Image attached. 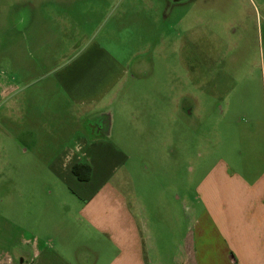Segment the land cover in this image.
Listing matches in <instances>:
<instances>
[{"label":"crops","instance_id":"obj_1","mask_svg":"<svg viewBox=\"0 0 264 264\" xmlns=\"http://www.w3.org/2000/svg\"><path fill=\"white\" fill-rule=\"evenodd\" d=\"M151 1L94 4L101 10L120 9L115 17L131 29L139 3L143 11H153ZM186 1L167 0L178 7ZM183 21L185 15L178 25ZM92 22L84 18L76 33L82 44L72 41L71 55L42 76L41 85L17 92L8 79L0 82V264H264V124L256 128L259 115L237 97L232 105H217L224 97L215 84L204 81L201 61L186 60L185 30L172 48L182 77L171 78L165 60L156 77L149 58L128 59L120 45H107L108 33ZM166 38L162 42L170 40L169 34ZM166 44L163 54L169 52ZM140 89L145 95L136 117L159 118L162 125L136 121L130 148L143 147L137 138L149 132L150 148L174 146L179 154L185 148V117L237 111L251 117L242 144L226 143L229 125L220 131L225 135L216 138L211 160L198 156L194 172L200 173L192 191L187 192L186 177L181 181L175 174L171 183L169 172L162 188L152 181L146 189L136 188L134 178L123 174L129 161L121 149L125 143L110 140L109 108L120 107L116 112L123 116L124 107H136ZM12 118L18 119L17 126L11 125ZM11 141H17L14 150L20 156H13ZM246 144L252 156H246ZM74 165L82 166L81 179L72 173ZM85 166L89 174L84 180ZM45 176L58 185L56 196H38Z\"/></svg>","mask_w":264,"mask_h":264},{"label":"rangeland","instance_id":"obj_2","mask_svg":"<svg viewBox=\"0 0 264 264\" xmlns=\"http://www.w3.org/2000/svg\"><path fill=\"white\" fill-rule=\"evenodd\" d=\"M85 1L87 0H0V82L4 78L8 79V85L17 92L29 91L25 87L29 88L31 84H35L34 88L41 85V77L71 55L74 49L68 48L72 41L75 40L76 45L82 44L83 39L79 40L82 35L78 37L76 33L83 28L86 17H92L94 26L101 27L108 33L105 34L108 35V46L120 45L128 59L143 62L149 58L154 63V76H161L162 62L165 60L170 63L171 78L182 77V70L180 73L178 68V54L173 53L172 48L177 44L178 34L185 30L188 45L186 60L192 63L201 61L204 81L215 84L216 93L220 97L229 98L228 101L224 98L219 100L217 105L226 102L232 105L233 98L237 97L244 108L259 115L256 117L259 122L255 126L257 129L260 125L262 127L264 0H188L179 7L167 0H152L153 11H143L145 6L140 2L137 22L134 25L133 20L129 21L130 24L133 23L131 29L125 26V21L117 20L119 15L115 17L119 8L114 11L108 6V9L101 10L103 7L94 4L98 0L87 1L92 2L91 6L85 4ZM93 12L97 14L94 15ZM182 15H185V21L179 26L178 20ZM74 23L78 28L73 26ZM167 34L170 42H162L164 38L167 39ZM164 44L169 47L168 54L161 51ZM187 76L188 70L186 78H189ZM140 90L141 94L136 93V107H124L123 116L116 112L121 110L120 107L109 108L110 140L125 143L121 149L128 155L129 161L123 174L130 175L131 180L134 178L136 188L146 189L150 181L162 188L166 183L163 177L168 176L169 172L168 179L171 183L175 174H178L181 181L186 177L187 192L192 191L200 173L194 172L198 156L201 154L203 158L209 159L207 162L211 160L215 154L216 138H221L219 134L225 135V132L220 131H224L229 125L226 128V143L230 147L242 144L241 134L251 117L237 111L232 114L226 112L223 117L217 114L201 118L193 115L185 117V150L181 148L179 154L174 146L165 149L150 148L149 132L141 133V137L137 138V143L139 141L143 147L130 148V141L136 137L133 125L136 121L140 126L146 127L162 125L157 121L159 118L136 117L139 112L137 103L141 104L145 95ZM187 92L193 93L188 87ZM0 117L2 118L1 101ZM196 120L197 125L194 124ZM17 121V118H12L11 125L17 126ZM88 121L91 122L90 116ZM16 143L17 141H11L14 157L20 156L14 150ZM251 149L252 146L246 144V156H252ZM242 152L245 156L243 149ZM13 180L18 185V176L14 175ZM53 183L45 176L41 186L42 194L38 196H56L59 187ZM185 213L189 224L190 210L187 209Z\"/></svg>","mask_w":264,"mask_h":264},{"label":"trees","instance_id":"obj_3","mask_svg":"<svg viewBox=\"0 0 264 264\" xmlns=\"http://www.w3.org/2000/svg\"><path fill=\"white\" fill-rule=\"evenodd\" d=\"M82 166L81 165H74L72 167V173L78 178V179H81L83 176L81 175V172L80 171ZM83 172L85 174V177H84V180L88 178V174H89V168L88 167H83Z\"/></svg>","mask_w":264,"mask_h":264}]
</instances>
